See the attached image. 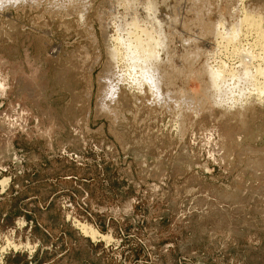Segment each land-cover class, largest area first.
<instances>
[{
  "label": "rangeland",
  "instance_id": "obj_1",
  "mask_svg": "<svg viewBox=\"0 0 264 264\" xmlns=\"http://www.w3.org/2000/svg\"><path fill=\"white\" fill-rule=\"evenodd\" d=\"M83 1L0 8V264H264V103L253 94L233 111L201 94L203 64L238 70L236 57L206 48L199 61L177 58L203 16L228 28L251 11L262 27L264 0H148L178 49L160 97L106 55L123 54L114 41L129 38L131 19L149 27L151 2ZM106 69L118 91L105 102Z\"/></svg>",
  "mask_w": 264,
  "mask_h": 264
},
{
  "label": "bare ground",
  "instance_id": "obj_2",
  "mask_svg": "<svg viewBox=\"0 0 264 264\" xmlns=\"http://www.w3.org/2000/svg\"><path fill=\"white\" fill-rule=\"evenodd\" d=\"M18 1H20V2H22V1H25V0H0V8L1 7H3V5L5 4V3H12L13 5H14V3H16L17 4V2ZM30 1V0H29ZM33 1V0H32ZM71 1V0H70ZM72 1H74V0H72ZM88 1H90V0H88ZM112 1V0H111ZM122 1H124V0H122ZM130 1H132V0H130ZM128 2L129 3V5H130V3L131 2ZM134 1V0H133ZM133 1H132V3H133ZM146 1H148V0H146ZM193 1V0H192ZM191 1V2H192ZM195 1H197V2H199L200 3V1H198V0H195ZM194 1V2H195ZM209 1V0H208ZM208 1H207V3H208ZM83 2H86V0L85 1H83ZM113 2V1H112ZM116 4L115 5H117V3H121V1H119V2H116V0L114 1ZM125 2H126V0H125ZM148 2H151V1H148ZM127 3V4H128ZM131 3V4H132ZM135 3L136 2H134V4L133 5H135ZM139 3V2H138ZM206 3V4H207ZM15 4V5H16ZM31 4V3H30ZM76 4V3H75ZM86 4V3H85ZM108 4V3H107ZM111 4V3H110ZM113 4V3H112ZM193 4V3H192ZM196 3H194V5H195ZM203 4H205V3H203ZM220 4V3H219ZM6 5V4H5ZM103 5V4H102ZM119 5V4H118ZM121 5H123V2H122V4ZM126 5V4H125ZM133 5H132V7H133ZM138 5V4H137ZM140 5V4H139ZM199 5V4H198ZM7 6H9V4L7 5ZM80 6V5H79ZM85 6H89V5H85ZM104 6V5H103ZM113 6V5H112ZM111 6V7H112ZM141 6V5H140ZM139 6V8H138V6H137V8L138 9H140L139 10V12H142V10H141V7ZM189 6V5H188ZM190 6H192V5H190ZM201 6V5H200ZM208 6V5H207ZM210 6V5H209ZM208 6V9L209 8H212L213 9V7H209ZM218 6V5H217ZM217 6H216V8H217ZM5 7V6H4ZM82 7V6H81ZM84 7V6H83ZM82 7V8H83ZM123 7H125L124 5H123ZM135 7V6H134ZM204 8V9H207L206 8V6L204 7V5L203 6H201V8ZM9 8H10V6H9ZM81 8V9H82ZM85 8V7H84ZM87 8V7H86ZM110 8V7H109ZM113 8V7H112ZM143 8V7H142ZM145 11H144V14H145V16H142V17H144V19H146V20H144V21H148V24H149V27L148 28H146V26L145 25H143V27L145 26V28H143V29H138V31L136 30L138 27H137V25L139 24H137V22H135L134 20H132L131 18H129L128 20H130L131 19V21L127 24V25H132V27H130V29H133L134 31H130V29H129V27L127 28L129 31H130V33H129V36H127V37H129L128 39H127V37H126V39L127 40H123L122 38H120V37H115L114 39H115V41H114V44H115V42L117 41V43L119 42L121 45H123V46H125V49H124V51L122 52L123 54L121 55L120 54V52H119V54H118V50L116 51V49L115 48H112L111 47V49H109L108 51H107V59H108V62L107 63H109V64H111L110 62H112V61H115V59L117 58V60H119V58L121 57V58H123L126 62H127V72H136L137 71V73H138V82L141 84V86H143V84H145V85H147L148 86V89L150 90V91H152V93H154L155 95H157L158 97H160V95H162V93H160L161 91H160V86H161V84H162V82L163 81H167L168 79H169V73H174V71L173 70H177V69H175L170 63V57L172 58V54H169L170 52H175L176 50H178L177 49V46H175V43H173L172 41V36L170 37V33L166 30V28L164 27V24H166L167 25V23L168 22H166V19H165V21H164V19L163 18H161L162 16H164V14L162 15V16H159L158 14H157V7H156V3L154 4V2L152 3H147V4H145ZM170 8V10H172L171 9V7H169ZM168 8V9H169ZM215 8V9H216ZM223 8H225V7H222V9ZM6 9V8H5ZM79 9H80V7H79ZM78 9V10H79ZM81 9L79 10L80 11V13H82L81 12ZM87 9H89V7L87 8ZM101 9V8H100ZM111 9V8H110ZM125 9H126V7H125ZM129 9V8H128ZM217 9H219V7L217 8ZM217 9H216V11H217ZM1 10V9H0ZM84 10H86V9H82V11H83V13H84ZM104 10V9H103ZM103 10L101 9V12H103ZM137 10V9H136ZM144 10V9H143ZM225 9H223V11H224ZM230 10V9H229ZM233 10V9H232ZM243 10V9H242ZM2 11V10H1ZM5 11V10H4ZM128 11V10H127ZM133 11V10H132ZM135 11V10H134ZM173 12H174V10H172ZM208 11V10H207ZM210 11V10H209ZM215 11V12H216ZM220 11V9L218 10V12ZM223 11H221V13L223 12ZM227 11V10H226ZM105 12V11H104ZM103 12V13H104ZM131 11L129 10V13H130ZM139 12H137V14L139 13ZM160 12V11H159ZM158 12V13H159ZM201 12V11H200ZM218 12H217V14H218ZM235 12V11H234ZM254 12V11H253ZM79 13V14H80ZM82 13V14H83ZM110 13H112V12H110ZM115 13V12H114ZM133 13V12H132ZM135 13V12H134ZM171 13V12H170ZM198 13H199V10H198ZM208 13V12H207ZM233 12L231 11V14H232ZM125 14V13H124ZM123 14V15H124ZM131 14V13H130ZM130 14H129V16H130ZM143 14V13H142ZM223 14V13H222ZM239 14V13H238ZM240 14H242V13H240ZM254 14H256L255 12H254ZM254 14H251V11H250V13L248 12L247 13V11H245V12H243V17L242 18H240V19H236L237 20V22H235L234 24H232V26H231V24H230V26L231 27H225V23L224 22H222V18L220 19V20H217V21H214L213 19H212V17L214 16V14H210L209 16H203V18H201L198 22H200V24H201V27H202V25L204 24V30H200V32H197L196 31V34L197 35H195V36H193L192 38H191V36H188V38H187V40H185V41H183L182 42V44H180V42L178 41V43L180 44V45H182L181 46V48H180V45H179V50H181V51H179V52H181L182 53V55L181 54H179L178 56H180V57H177V56H175V57H177V58H182L181 59V61H184L185 60V64H188L190 61L189 60H194L195 58L196 59H198L197 57L199 56V50H202V49H205V51H206V48L207 49H209V51L211 50V54H212V51H214V53L213 54H215V52H219L220 51V53L221 52H223V53H227V55H231L232 57H236L237 58V60L239 61L238 63H239V65L237 66V67H239V69L238 70H236L235 69V67H232V66H230V67H227V64H225L224 62H220V64H218L217 63V65H216V67H213V66H210V64H206V63H204V62H206V60H205V57H204V66H203V70H204V72H203V75H204V79L202 80V81H200V83H202L201 84V87H203L202 88V92H201V94H204V97L206 98V99H209V101H210V99L211 100H213V104H215L216 106H219V107H225L224 105H227V107L226 108H228V109H232V108H235L236 110H237V108L236 107H242L243 105H245L247 102V100L248 99H250V98H252L251 96L254 94V95H256V97H258V100H259V102L260 103H264V66H262V65H260V63L259 64H256V66H254V65H252V63H254L253 61L255 60V58H256V60H258V61H260V62H263V58H264V25L261 27L260 26V24H261V22H262V17H261V20H259L258 21V19H260L259 17L257 18L256 17V15H254ZM84 15V14H83ZM104 15H106V14H104ZM104 15H100L101 17L100 18H103L102 16H104ZM115 15V14H114ZM127 15V14H126ZM126 15H125V17H126ZM132 15H135L136 16V13L135 14H132ZM131 15V16H132ZM166 15V14H165ZM168 15V14H167ZM175 15V14H174ZM224 15V14H223ZM227 15V14H226ZM236 15V14H235ZM261 15V14H260ZM81 15H79V17H80ZM117 16V15H116ZM119 16H121V15H119ZM118 16V17H119ZM128 16V15H127ZM128 16V17H129ZM169 16V15H168ZM168 16L166 17L165 16V18H168ZM172 16V15H171ZM230 16V15H229ZM233 16V15H232ZM258 16V15H257ZM113 17V16H112ZM111 17V18H112ZM117 17V18H118ZM134 17V16H133ZM132 17V18H133ZM175 17V16H174ZM217 17V16H216ZM219 17H220V15H219ZM227 17V16H226ZM234 17V16H233ZM238 17V16H237ZM82 18V17H81ZM190 19H192L191 17H189ZM193 18H195V17H193ZM239 18V17H238ZM104 19V18H103ZM119 19V18H118ZM137 20L139 19V18H136ZM172 19H173V17H172ZM175 19V18H174ZM173 19V20H174ZM178 19V18H177ZM189 19V20H190ZM212 19V20H211ZM230 19V18H229ZM101 20V22L102 21H104V20H102V19H100ZM116 20V19H115ZM121 20V19H120ZM126 20H127V18H126ZM125 20V21H126ZM127 20V21H128ZM140 20V19H139ZM141 20H143V19H141ZM188 19H186V21H187ZM194 20H196V19H193V21ZM114 21V20H113ZM122 21H124V20H122ZM122 21H120L121 23H122ZM126 21V22H127ZM149 21H150V23H149ZM177 21V20H176ZM99 22V21H98ZM117 22V21H116ZM125 22V23H126ZM166 22V23H165ZM174 22V21H173ZM196 22H197V20H196ZM103 23V22H102ZM106 23H107V21H106ZM105 23V24H106ZM109 23V22H108ZM176 23V22H175ZM178 23V22H177ZM190 23V22H189ZM192 23V22H191ZM264 23V22H263ZM112 24V23H111ZM170 24V23H169ZM168 24V25H169ZM179 24V23H178ZM186 24H188V23H186ZM195 24V23H194ZM107 25H109V24H107ZM118 25V24H117ZM141 25V24H140ZM165 25V26H166ZM167 25V26H168ZM199 25V24H198ZM216 25V26H215ZM114 26V25H113ZM139 26V25H138ZM166 26V27H167ZM194 26V25H193ZM210 26H212V28H209ZM243 26H247V29H248V27H252L251 29H253L255 32H253V30H252V32L249 30V32H247V31H245V33L244 32H242L243 31V29H245V28H243ZM115 27V26H114ZM125 27V26H124ZM140 27V26H139ZM188 28H189V26H187ZM192 26L190 25V28H191ZM104 28H105V26H104ZM109 28H110V26H109ZM108 28V29H109ZM120 28V27H119ZM141 28V27H140ZM168 28V27H167ZM170 28H172L171 26H170ZM193 28V27H192ZM200 28V27H199ZM203 28V27H202ZM125 29V28H124ZM194 29V28H193ZM250 29V28H249ZM102 30H103V26H102ZM106 30H107V26H106ZM121 30H123L122 28H121ZM169 30H171V29H169ZM174 30H176V28H174L171 32L172 33H175L176 31H174ZM198 30V29H197ZM108 31V30H107ZM119 31V30H118ZM177 31H178V28H177ZM189 31V30H188ZM199 31V30H198ZM120 32V31H119ZM118 32V33H119ZM126 32V31H125ZM192 32H194V31H191V33ZM247 32V33H246ZM102 33H105V34H103L104 35V38L106 37V31L104 32V30H103V32ZM117 33V34H118ZM127 34H128V32H126ZM179 33V32H178ZM116 34V33H115ZM122 34V33H121ZM120 34V36H122ZM175 34H177V32L175 33ZM182 34V33H181ZM181 34L179 35V36H181ZM185 34V33H184ZM187 34V33H186ZM107 35H108V33H107ZM141 35V36H140ZM172 35V34H171ZM193 35H194V33H193ZM126 36V35H125ZM131 36V37H130ZM174 36V35H173ZM176 36V35H175ZM253 37V41H252V43H248V40H249V37ZM177 37V36H176ZM181 37H183V35L181 36ZM180 37V38H181ZM179 38V39H180ZM186 38V37H185ZM95 38H93L92 40H94ZM105 39H107V38H105ZM111 39H112V37H111ZM124 39H125V37H124ZM176 39H178V38H176ZM183 40V39H182ZM181 40V41H182ZM252 40V39H251ZM106 41V40H105ZM245 41V44H243V42ZM93 42V41H92ZM107 42V41H106ZM105 43V42H104ZM109 45V44H108ZM120 45V46H121ZM106 47H108L107 45H105ZM116 46V45H115ZM118 46V45H117ZM116 46V47H117ZM110 47V46H109ZM258 47V48H257ZM255 48L256 49H259L260 50V52L258 51V52H256L257 54H255L254 53V51H255ZM107 50V49H106ZM121 50V49H120ZM119 50V51H120ZM191 53L193 56H190V57H188V53ZM207 52V51H206ZM176 53V52H175ZM184 53V54H183ZM203 54V53H202ZM207 54V53H206ZM206 54H203L202 56H205ZM224 54V55H225ZM168 55H170V57L168 56ZM208 55V54H207ZM219 55V54H218ZM211 56V55H210ZM213 56V55H212ZM211 56V57H212ZM215 56V55H214ZM213 56V57H214ZM226 56V55H225ZM121 58H120V61H121ZM227 58V56L225 57V59ZM229 58H230V56H229ZM233 58V59H234ZM235 58V59H236ZM173 59H175L174 57H173ZM177 61L179 60L180 61V59H176ZM222 60V59H221ZM227 60V59H226ZM231 60V59H230ZM181 61H180V63H181ZM198 61H199V59H198ZM216 61V60H215ZM218 61V60H217ZM228 61V60H227ZM232 61V60H231ZM236 61V60H235ZM93 62V61H92ZM194 62V61H193ZM207 62H208V60H207ZM229 62V61H228ZM232 62H234V61H232ZM178 63V62H177ZM238 63H236V64H238ZM93 64V63H92ZM94 64H95V62H94ZM108 64V65H109ZM115 64V63H114ZM173 64V63H172ZM179 64V63H178ZM196 64H197V62H196ZM196 64H194L195 66H196ZM264 64V63H263ZM113 65V64H112ZM118 65V64H117ZM121 65V64H120ZM119 65V66H120ZM122 65H124V64H122ZM166 65V66H165ZM212 65V64H211ZM233 65V64H232ZM116 66V65H115ZM184 65H182V68L184 69V67H183ZM201 66V65H200ZM91 67V66H90ZM107 67H109V66H107ZM106 67V68H107ZM112 67V66H111ZM236 67V68H237ZM180 68H181V66H180ZM108 69H110V67L108 68ZM120 69H121V67H120ZM162 69V70H161ZM194 69V68H193ZM195 69H198V68H196L195 67ZM194 69V70H195ZM104 70V69H103ZM107 70V69H106ZM115 70V69H114ZM122 70V69H121ZM123 70H125V69H123ZM122 70V71H123ZM178 70H181V69H178ZM186 70H188V69H186ZM91 71V70H90ZM108 71H110V70H107V74H106V76H104L103 74V76L104 77H102V78H104V83L102 84V87H101V97H103V98H101V99H104V101L106 102V100H111V101H113V99L114 98H116L115 96H117V91H118V88H117V85H118V82H115L114 83V81L112 82L111 81V79L112 78H110L109 79V74H108ZM112 71V70H111ZM120 71V70H119ZM183 71V70H182ZM198 71H199V69H198ZM104 72V71H103ZM113 72V71H112ZM112 72H110V74L112 73ZM183 72H186V71H183ZM182 72V73H183ZM189 72V71H188ZM190 72L191 73H189L190 75H192V71L190 70ZM105 73V72H104ZM122 73V72H121ZM123 73H125V71H123ZM200 73H202L201 71H200ZM115 74V73H114ZM117 74V73H116ZM119 74V73H118ZM130 74V73H129ZM175 74V73H174ZM109 75V76H108ZM122 75V74H121ZM128 75V74H127ZM169 75V76H168ZM176 75H178V73L176 74ZM181 75V74H180ZM182 75H184V74H182ZM181 75V76H182ZM194 75V74H193ZM195 75H196V73H195ZM132 76V75H131ZM186 76V75H185ZM101 77V76H100ZM122 77H123V75H122ZM172 77V76H171ZM171 77H170V80H171ZM176 77V76H175ZM193 77V76H192ZM201 77H203V76H201ZM128 78V77H127ZM136 78V77H135ZM135 78H133V79H135ZM189 78H190V76H189ZM116 79L118 80V77H116ZM115 79V80H116ZM121 79V78H120ZM123 79H125V78H123ZM174 79V78H173ZM177 79H178V77H177ZM187 79H188V76H187ZM186 79V80H187ZM196 79V78H195ZM198 79V78H197ZM102 80V79H101ZM136 80H137V78H136ZM169 80V81H170ZM174 80H176V78L174 79ZM181 80H183V78H181ZM201 80V79H200ZM184 81H185V79H184ZM196 81V80H195ZM121 82L123 83V81H122V79H121ZM183 82V81H182ZM169 83V82H168ZM172 82L170 81V83L169 84H171ZM181 83V82H180ZM134 84V83H133ZM98 85V84H97ZM100 85V84H99ZM128 86H129V84H128ZM131 86H133L132 84H131ZM131 86H130V88H131ZM146 86V87H147ZM170 86V85H169ZM173 86H174V84H173ZM199 86H200V84H199ZM98 87V86H97ZM119 87V86H118ZM201 87H199V89L201 88ZM143 88V87H142ZM145 88V87H144ZM175 88V87H174ZM181 88V87H180ZM120 89V88H119ZM128 89H129V87H128ZM132 89V88H131ZM146 89V88H145ZM170 89V88H169ZM179 89V88H178ZM175 90V89H174ZM173 90V91H174ZM184 90V89H183ZM144 91V90H143ZM146 91H148V90H146ZM170 91V90H169ZM176 91H178V90H176ZM193 91V90H192ZM100 92V91H99ZM163 92V91H162ZM165 92V91H164ZM171 92H172V89H171ZM184 92H185V90H184ZM188 93L187 94H189V90L187 91ZM191 92V91H190ZM195 92V94H196V91H194ZM148 93V92H147ZM151 93V92H150ZM174 93V92H173ZM183 93V92H182ZM178 94V93H177ZM185 94V93H184ZM193 94V93H192ZM191 94V95H192ZM119 95V94H118ZM152 95V94H151ZM164 95V94H163ZM168 95V94H167ZM172 95H174V94H172ZM196 95H200L199 93L198 94H196ZM144 96V95H143ZM175 97H177L176 96V94L174 95ZM179 96H182V95H180V93L178 94V97ZM184 96V95H183ZM188 96V95H187ZM161 97H163V96H161ZM169 97V96H168ZM192 97H194L193 95H192ZM201 97V99L203 98V96L201 95L200 96ZM199 97V98H200ZM255 97V96H254ZM153 98V97H152ZM170 98V97H169ZM168 98V99H169ZM180 98V97H179ZM188 98H189V96H188ZM198 98V97H197ZM106 99V100H105ZM117 99V98H116ZM175 99V98H174ZM204 99V98H203ZM226 99H227V101H226ZM165 100V99H164ZM178 100V99H177ZM183 100V99H182ZM198 100V99H197ZM257 100V101H258ZM87 101V100H86ZM99 101V100H98ZM103 101V102H104ZM110 101V102H111ZM168 101V100H167ZM176 101V100H175ZM179 101V100H178ZM186 101V100H185ZM189 101V100H188ZM202 100H200V102H201ZM207 101V100H206ZM209 101L207 102V103H209ZM101 102V101H100ZM109 102V103H110ZM152 102V101H151ZM182 102V101H181ZM194 102V101H193ZM204 102V101H203ZM252 102H255L254 100L252 101ZM155 103H156V101H155ZM159 103H161V102H159ZM169 103L171 104V102H167V105H169ZM180 103V102H179ZM188 103V102H187ZM191 103V102H190ZM205 103V102H204ZM203 103V104H204ZM211 103V102H210ZM251 103V102H250ZM249 103V104H250ZM256 103H258V102H256ZM163 104V103H162ZM181 104V103H180ZM184 104V103H183ZM192 104V103H191ZM194 104V103H193ZM206 104V103H205ZM205 104H204V106H205ZM212 104V103H211ZM259 104V103H258ZM97 105V104H96ZM104 105V104H103ZM111 105V104H110ZM164 105V104H163ZM172 105V104H171ZM176 105H177V103H176ZM190 105V104H189ZM202 105V104H201ZM201 105H199V106H201ZM264 105V104H263ZM158 106H160L159 104H158ZM173 106V105H172ZM183 106V105H182ZM185 106H187V105H185ZM198 106V105H197ZM211 106V105H210ZM110 107V106H109ZM163 107V106H162ZM170 107V106H169ZM191 107V106H190ZM246 107V106H245ZM252 107H254V106H252ZM120 108V107H119ZM164 108V107H163ZM186 108V107H185ZM188 108V107H187ZM197 108V107H196ZM200 108H202V107H200ZM166 109V108H165ZM169 108H167V110H168ZM170 109H171V107H170ZM174 109V108H173ZM180 109H181V107H180ZM192 109V108H191ZM191 109H189V113H190V111H191ZM199 109V108H198ZM214 109V108H213ZM219 109H221V108H219ZM233 110V111H236V110ZM241 109V108H240ZM242 109H244L243 107H242ZM178 110V109H177ZM196 110V109H195ZM203 110V109H202ZM206 110V109H205ZM209 110V109H208ZM96 111V110H95ZM186 111H188V110H186ZM194 111V110H193ZM201 111V110H200ZM200 111H198L197 110V112H196V114H200ZM207 111V110H206ZM225 111H226V109H225ZM104 112V111H103ZM102 112V113H103ZM108 112V111H107ZM192 112V111H191ZM199 112V113H198ZM230 112H232V111H230ZM237 112H239V111H237ZM240 112H241V110H240ZM97 113V112H96ZM185 113V112H184ZM188 113V114H189ZM106 114V113H105ZM110 114V113H109ZM192 114H194V113H192ZM192 114H190V115H192ZM196 114H195V116H196ZM104 116V115H103ZM180 116V115H179ZM104 117H106V116H104ZM111 118V117H110ZM109 119V118H108ZM113 121V120H112ZM176 125H178V124H175V126ZM181 130V129H180ZM182 132V131H181ZM1 183L0 184H3L4 183V181L2 182V181H0ZM5 184V183H4ZM81 227V226H80ZM80 230V229H79ZM91 232V231H90ZM96 233V232H95ZM95 235V234H94ZM7 241V240H6ZM14 250V249H13Z\"/></svg>",
  "mask_w": 264,
  "mask_h": 264
}]
</instances>
